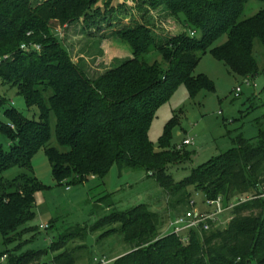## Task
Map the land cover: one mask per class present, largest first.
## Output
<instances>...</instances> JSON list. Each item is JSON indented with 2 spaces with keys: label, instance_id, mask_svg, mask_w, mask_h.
I'll return each mask as SVG.
<instances>
[{
  "label": "trees",
  "instance_id": "trees-1",
  "mask_svg": "<svg viewBox=\"0 0 264 264\" xmlns=\"http://www.w3.org/2000/svg\"><path fill=\"white\" fill-rule=\"evenodd\" d=\"M99 1L0 0V80L16 88L29 108L40 110L39 120H30L7 107L8 123L0 126L10 142L8 151L0 146V233L6 245L36 231L25 226L37 215L36 195L48 189L29 174L41 150L60 185L71 177L76 184L90 176L104 180L115 166L122 172L143 170L175 205L189 204L190 187L202 189L210 200L223 197L227 205L264 186V130L252 140L238 136L229 153L192 169L180 182L167 173L169 166L191 160L187 146L171 145L177 119L165 128L158 151L149 140L157 111L179 86L185 85L192 98L213 89L205 75L194 76L208 52L246 80L258 74L254 47L256 41L264 46V8L240 21L251 0H149L154 7L163 6L186 31L163 39L141 25L121 29L115 35L132 57L93 79L73 62L54 31L81 19L92 23L99 16ZM31 44L41 46V53L22 50ZM152 54L162 61H152ZM51 113L56 117L57 142L66 152L48 147ZM14 170L28 174L2 176ZM96 208L109 214L93 225L69 230L49 251L21 253L18 244L0 252V261L6 256L2 264H78V253L85 251L92 264V247L86 242L104 231L99 242L118 235L129 247L111 264H264V199L235 207L223 230L192 231L188 244L174 234L163 235L164 218L148 205L120 211L107 195ZM74 240L85 244L70 249Z\"/></svg>",
  "mask_w": 264,
  "mask_h": 264
},
{
  "label": "rangeland",
  "instance_id": "rangeland-1",
  "mask_svg": "<svg viewBox=\"0 0 264 264\" xmlns=\"http://www.w3.org/2000/svg\"><path fill=\"white\" fill-rule=\"evenodd\" d=\"M43 1L49 0H39ZM95 8L100 12L99 16H94L96 19L92 23L81 19L54 31L68 49L73 62L81 64L93 79L132 57L129 48L115 35L121 29L141 25L163 39L186 31L182 23L169 15L163 6L154 7L149 0H100ZM263 8L264 3L249 1L240 21L255 16ZM221 43L222 41L218 42L216 46ZM26 51L41 53L42 48L31 44ZM254 56L258 74L254 78H248V84L245 78L235 75L208 52L196 67L194 76L205 75L211 80L213 89L203 90L192 98L187 87L181 85L157 111L149 130V140L157 151L165 128L174 119H177V124L171 131V145L178 148L186 140L193 142L185 147L191 153V160L167 168V173L177 182L187 178L192 169L229 153L238 136L252 140L264 130V46L258 41L255 42ZM151 60L162 61L158 54H152ZM238 88L240 92L237 96ZM2 99L5 104L0 107V126L8 123L4 111L10 106L30 120H39L40 110L37 107L29 108L16 88L6 86L0 80V103H3ZM50 125L51 140L48 147L66 152L67 149L60 147L56 139L54 113H51ZM0 146L7 151L10 149V142L1 131ZM21 173L28 174L25 170H14L2 176L12 179ZM29 174L48 188L36 195L37 215L25 226L36 228V231L24 233L21 239L16 238L9 245L5 244L0 233V252L13 250L18 244L22 246L21 253L49 251L52 244L59 242L69 230L77 226L93 225L109 214V211L96 208L98 201L107 195H110L111 201L120 211L148 205L151 210L159 212L164 218L161 230L163 235L170 234L172 218L189 208L187 203L175 205V199L169 197L156 179L143 170L122 172L115 166L104 180L90 176L88 181L76 184L74 177H71L68 182L60 185L54 180L48 158L44 150H41L33 157L32 171ZM189 193L191 200H195L196 206L200 208L206 200V193L194 187L189 188ZM42 225L50 228L43 229ZM226 227L227 224L222 230ZM103 232L90 236L86 242L92 247L93 258L115 260L129 250L123 238L118 235L99 242L98 238ZM84 244L74 240L68 246L74 249ZM78 255V264H90L85 251H80ZM2 262L4 261L1 260L0 264Z\"/></svg>",
  "mask_w": 264,
  "mask_h": 264
},
{
  "label": "built area",
  "instance_id": "built-area-1",
  "mask_svg": "<svg viewBox=\"0 0 264 264\" xmlns=\"http://www.w3.org/2000/svg\"><path fill=\"white\" fill-rule=\"evenodd\" d=\"M26 49H28V46H22V50L28 52ZM249 82V79H247L248 84ZM239 92L240 88L236 90L237 96ZM192 144L193 142L191 140H186L183 144L178 145V148L181 149L184 146H190ZM255 199H264V186L255 194L241 195L233 198L227 205L224 203L223 197L214 200L206 198L200 208L198 205L196 206L195 200H190L188 204L189 208L181 215L172 219L169 228L170 234L179 237L183 244H188L192 231H210L211 229L222 230L223 226L226 224L228 225L233 219L235 207ZM41 228L48 229V225H42ZM5 259L6 256L2 258V261ZM112 262L113 260L95 257L92 264H111Z\"/></svg>",
  "mask_w": 264,
  "mask_h": 264
},
{
  "label": "crops",
  "instance_id": "crops-1",
  "mask_svg": "<svg viewBox=\"0 0 264 264\" xmlns=\"http://www.w3.org/2000/svg\"><path fill=\"white\" fill-rule=\"evenodd\" d=\"M173 219V218H172Z\"/></svg>",
  "mask_w": 264,
  "mask_h": 264
}]
</instances>
